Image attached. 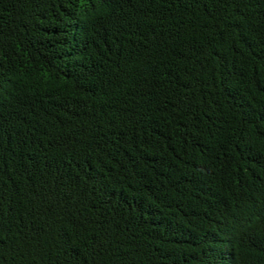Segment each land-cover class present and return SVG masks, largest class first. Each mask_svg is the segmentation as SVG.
Masks as SVG:
<instances>
[{
	"label": "trees",
	"instance_id": "16d2710c",
	"mask_svg": "<svg viewBox=\"0 0 264 264\" xmlns=\"http://www.w3.org/2000/svg\"><path fill=\"white\" fill-rule=\"evenodd\" d=\"M0 264H264V0H0Z\"/></svg>",
	"mask_w": 264,
	"mask_h": 264
}]
</instances>
